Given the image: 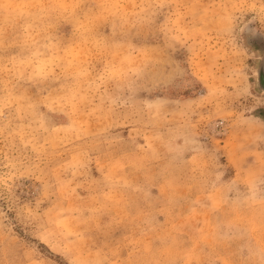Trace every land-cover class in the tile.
<instances>
[{
	"label": "rangeland",
	"instance_id": "374dc122",
	"mask_svg": "<svg viewBox=\"0 0 264 264\" xmlns=\"http://www.w3.org/2000/svg\"><path fill=\"white\" fill-rule=\"evenodd\" d=\"M262 50L264 0H0V264H264Z\"/></svg>",
	"mask_w": 264,
	"mask_h": 264
},
{
	"label": "water",
	"instance_id": "95a60500",
	"mask_svg": "<svg viewBox=\"0 0 264 264\" xmlns=\"http://www.w3.org/2000/svg\"><path fill=\"white\" fill-rule=\"evenodd\" d=\"M260 48L263 49V45H259ZM261 56L259 59L258 67H257V77H258V87L264 91V50L261 51Z\"/></svg>",
	"mask_w": 264,
	"mask_h": 264
}]
</instances>
